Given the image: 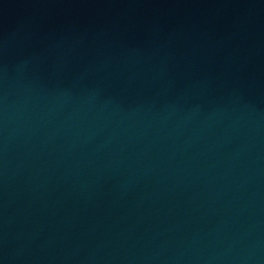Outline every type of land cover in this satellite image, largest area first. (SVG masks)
<instances>
[{
	"label": "water",
	"instance_id": "1",
	"mask_svg": "<svg viewBox=\"0 0 264 264\" xmlns=\"http://www.w3.org/2000/svg\"><path fill=\"white\" fill-rule=\"evenodd\" d=\"M0 264H264V0H148L1 79Z\"/></svg>",
	"mask_w": 264,
	"mask_h": 264
}]
</instances>
